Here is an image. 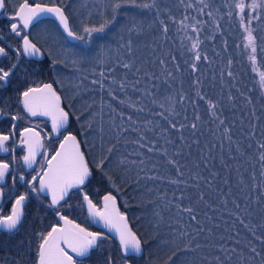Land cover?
<instances>
[{
	"label": "snow or ice",
	"instance_id": "obj_1",
	"mask_svg": "<svg viewBox=\"0 0 264 264\" xmlns=\"http://www.w3.org/2000/svg\"><path fill=\"white\" fill-rule=\"evenodd\" d=\"M10 3L11 0H0V14ZM178 3L184 10L179 21L172 15L166 0H98L94 13L80 14L78 23L70 16L71 6L64 0H51L50 3L15 0L11 14L5 16L7 32L18 40V44L16 47L0 46V92L7 90L14 76L23 74L27 79L29 75L38 73L40 69L33 66L43 64L46 58L50 61L49 71L62 65L69 68L72 75L87 65L95 63L103 66L98 73L93 69V76L98 75L90 81L95 86L93 89L81 91L83 82L88 80V76H83L71 96L65 97L64 81L71 77L58 73L52 82L32 83L17 91L16 103L19 107L14 113L0 107V117L7 116L12 121L8 132H0V153L11 152L12 163H15L16 148L23 147L25 154L20 159L36 173L30 180L23 174L19 175L18 180L29 191L15 196L7 214L0 210V236L14 239L20 235L25 223V209L33 194L41 204V197H50L46 207L58 218V222L46 232L34 234L38 243L32 264H85L94 254L102 255L99 264H137V258H143L145 247L150 244L149 235L153 249L150 264H202L207 257H201L199 253L209 245L199 242V237L205 232L199 208L204 205L216 211L209 203V197L213 195L220 198L225 209L231 197L233 206L227 213L232 218L231 225L225 229L232 230V234L227 237L221 235L220 243L211 245L220 253L213 257L215 264H264V125L259 124L260 117L253 110L251 114L257 123H253L245 134L247 143L235 139V122H228L222 101L214 100L204 91L207 77L201 72V65L207 67L213 64V60L202 50L201 33L207 31L206 39L215 41L217 35L223 34L220 21L225 16L229 21L235 17L241 30L236 48L242 49L240 54L246 55L252 71L259 75L264 101V71L257 69V58L264 54V44L258 45L256 35L257 28L264 26V0H231V3L222 6L227 9L223 13L221 7L214 6V0H178ZM145 12L153 13V24L158 23L162 40L168 38V22L176 25L177 32H183L181 47H186L189 54L184 64L191 92L184 88L185 69L179 62L180 58L170 51L155 60L137 63L140 58L136 55L132 37L144 33ZM44 17H54L68 40L78 41L82 47L69 50L61 45L57 54L52 47L45 45L49 39L56 41L59 33L45 30L43 44L32 38L30 29L43 23ZM152 26L148 25L149 28ZM260 30L264 32V27ZM109 34H112L111 40L118 44L117 51L123 50V56L116 60L115 66H109L104 58L109 47ZM259 39L264 41V36ZM3 40L4 32L0 30V41ZM184 40L190 45H184ZM224 50L227 51L226 40ZM152 51L156 52V48ZM213 52L216 56L220 55L215 49ZM145 64H151L153 68L158 65L159 73L146 69ZM232 64L233 60L229 58V69ZM30 68L33 70L30 71ZM117 69L123 70L119 78L115 75ZM129 73L135 77L134 80L129 79ZM219 75L223 81L224 71L221 70ZM227 76L235 79L231 70L227 71ZM142 81L150 82L149 86L142 88ZM117 89L123 98L116 94ZM90 91L99 92L98 104L95 97L91 102L85 98ZM130 92L147 97L151 107L139 98L133 99ZM104 93L110 98L108 102L104 100ZM78 100L83 101L79 108ZM227 100L235 107V97L231 92ZM111 101H117L119 109ZM245 101L249 105L253 103L248 97ZM105 108L109 110L110 121L107 132ZM142 114L149 118L144 119ZM35 117L47 118L50 131L38 130V125L17 131L18 122ZM117 117L119 124L116 123ZM209 125H214V128H209ZM205 128L214 139L218 136L216 142L201 144ZM89 137L93 141L98 140V143H90ZM46 141L54 142L56 147L49 150ZM128 145H132L134 150L129 151ZM225 145L228 146L227 160ZM216 148L220 150L218 157L213 155ZM38 156L43 157L39 170L33 167L38 163ZM241 158L252 169L246 180L240 167L235 168V187L248 190L247 195L242 197L243 204L233 196V168L228 163V160L238 162ZM217 160L225 173L223 176L216 168ZM133 172L134 177L131 175ZM97 175L106 183L108 190L99 202H94L87 188ZM9 176L15 187L17 176L12 172V164L0 160V198L4 196ZM142 181H151L152 184H142ZM217 181L227 186L228 190L219 187ZM160 184L168 187L161 188ZM72 195H79L82 198L79 207L86 206L93 221L102 223L108 233L115 235L118 240L116 254L104 249L111 236L90 231L66 214L73 207L69 203ZM136 197L140 198L145 213L150 211L153 217L149 235L139 229L134 230L128 213L121 211V199L127 208ZM203 215L207 217V213ZM256 216H259L258 223L254 222ZM237 226L248 234L243 239ZM213 227L219 228L220 225L214 224ZM162 228L168 229L164 236L161 235ZM212 234L213 230L208 229L205 239ZM225 240L232 241L236 246L229 247L223 243ZM24 243L23 240L20 242L18 251ZM240 245L243 246L238 247ZM12 264H21V260L14 259Z\"/></svg>",
	"mask_w": 264,
	"mask_h": 264
},
{
	"label": "trees",
	"instance_id": "obj_2",
	"mask_svg": "<svg viewBox=\"0 0 264 264\" xmlns=\"http://www.w3.org/2000/svg\"><path fill=\"white\" fill-rule=\"evenodd\" d=\"M44 3H50L51 0H43ZM59 2V0H57ZM65 4L70 5L71 7L69 8V14L70 16L73 17L74 21L76 23L79 22L80 14H83L84 16L87 15L88 11H95V8L98 4V0H64ZM150 2V0H149ZM168 7L171 8L172 10V15L175 16L176 20L179 21L182 18L183 15V7L179 6L178 0H166ZM246 2H250V0H246ZM15 3V0H11V3L9 6H13ZM231 3V0H214V6L215 7H221V12L223 13L227 9L223 8L222 6ZM84 5H88L87 8L84 7ZM123 11H129V12H137L138 10L136 9H124ZM144 27L145 31L144 33L139 36H133L132 39L134 40V45L136 47V55L140 58L137 63L140 64L144 60H155L158 57H161L162 55H166L169 51L176 55L178 58H180L179 62L181 66L185 69L184 71V79H185V85L184 88L186 91L191 92V90L188 88V71L187 67L184 64V60L188 59L189 54L187 53V48L181 47V38L183 36V32H177L176 31V25H173L171 22H168L169 24V34L168 38L166 40H162L160 38V33H159V25L158 23L153 24V20L155 19L153 13L150 12H145L144 14ZM191 15H195V13H191ZM163 18V17H162ZM219 19V16L217 17ZM205 19H207L205 17ZM167 22V21H166ZM221 27L223 30L222 35H217L215 41H209L206 39L207 31L205 33H201V39L203 40L202 44V50L206 52L209 57L213 60V64L210 66H205L201 65V72L206 75L207 79H205V86H204V91L207 92V94L212 97L214 100H221L222 103L224 104V114L228 118V122H235V126L233 128V134L234 138L237 140L244 141L246 144L247 141L244 139L245 134L247 133L248 130L251 129V125L253 123H257L255 117L252 116V111L255 110L256 116L260 117L259 124L264 125V101H262L261 97V87H260V77L257 74V72L252 71V65L248 61L246 55H241L242 49H237L236 44L240 42V35H241V30L239 28L238 21L235 19V17L229 21L228 18L225 16L223 20L220 21ZM49 24L54 27V34L59 33V36L57 38V43H58V51L57 54H59V49L61 45H64L69 50L72 49H80L82 47L81 43H70L67 41L66 37L62 34L61 30L59 29L58 25L52 21V20H47L44 22V27L45 29L49 27ZM149 24H152L153 26L151 28L148 27ZM254 26L255 22H254ZM264 27V26H260ZM260 27L257 28V43L258 45L264 44V41L260 40V36H264V32L260 30ZM192 34V33H189ZM111 35L109 34L108 38V44L109 47L106 50V55H105V60L109 63V66H115L116 60L123 56V50L117 51L118 44L114 41L111 40ZM194 35V34H192ZM127 39V37H125ZM227 41V51L224 50V41ZM184 45H190V42L187 40L183 41ZM156 48V52H153L152 49ZM213 49H215V52L220 53L219 56H216L213 52ZM259 51V49H258ZM231 58L233 60V64L231 66V69L228 68L227 65V60ZM258 65L257 69L258 71H264V54H261L258 56ZM103 67L102 65L99 64H91L85 66V68L80 71V72H75L74 75H72V71L69 68L63 67L62 65H57V72L61 73L62 75L66 77H71L70 79H65L64 85H63V95L65 97H70L75 85L80 84V81L83 76H88V80H85L83 82L81 91L83 92L85 89H93L95 86L91 85L90 81L93 78H98V75L96 77L93 76V69L96 70L98 73ZM144 67L146 69H150L152 71H156L159 73L160 68L157 65L155 68L152 67L151 64H145ZM221 70L224 71L225 75L223 77V81H221L220 78V72ZM231 70L234 73L235 79H230L227 76V71ZM123 74L122 69H117V72L115 75L117 78H119ZM213 76H215V80L213 81ZM57 78V75H55V79ZM204 78V76H202ZM129 79L134 80L135 77L131 76V73H129ZM150 82L142 81L141 87H147L149 86ZM178 87V83L176 84ZM59 87V86H57ZM229 92L235 97V107H233L229 101L227 100V96L229 95ZM221 93H223V96H221ZM241 93H243V96H241ZM118 96H121L123 98V95L119 92L117 89ZM104 95V100L106 102L109 101V97L107 96L106 93ZM130 95L133 97V99L139 98L143 104H148L149 107H151L148 98L140 96L139 93L135 92H130ZM95 97L97 104L99 103L100 100V94L98 91H90L87 92L85 98L91 102L92 98ZM245 97L250 98L253 103L251 105L247 104L245 101ZM67 102V100H66ZM83 103V101L77 102V108H79L80 104ZM111 103L116 106L119 109V105L117 101H111ZM204 105H201V109L203 111ZM105 116H104V125H105V130L107 132L108 130V125L110 123L109 117L107 113L109 110L105 108ZM127 111V110H125ZM112 116H116V113H112ZM144 116V119H147L146 115L142 114ZM189 117L191 118V109H189ZM116 123L119 124L120 120L117 117L116 118ZM209 128H214V125H209ZM257 137H259V127L257 128ZM205 135L201 137V144L205 143H213L218 140V136L214 139L212 133L208 130V128L204 129ZM110 135V133H109ZM132 137L130 136L129 139ZM89 142H97L93 141L92 137H89ZM227 145H225L224 153H225V159L227 160ZM128 150L133 151V146L128 145ZM219 148H216L213 150V155L214 156H219ZM228 163L232 165V172H231V182H232V193L233 196H235L237 199L240 200V202L243 204V196L247 195L248 190L247 189H241L238 187H235L236 183V178H237V173L235 172L236 167H240L241 172L244 173L245 179H248V176L252 169L250 166L244 161L243 158H241L238 162L237 161H232L228 160ZM189 167L191 168V164H189ZM216 168L218 170H221L222 176L225 175L222 169H220L219 162L217 160L216 163ZM206 174V173H205ZM133 177L135 176V172L131 174ZM257 175H258V165H257ZM251 181H249L250 183ZM143 183H148L149 185L152 184L151 181H147ZM217 185L219 187H224L225 191H227V186H224L220 184L219 181H217ZM159 187L165 188L168 187L165 184H160ZM108 190L106 183L97 175L95 176L91 183L89 184L87 191L89 192L90 196L93 198L94 202H99L102 195L105 194V192ZM254 195V194H253ZM229 203L227 208L225 209L221 203H220V198L217 195H213L209 197V203L216 208V211H213L211 208H207L204 205H200L199 210L201 211V216L200 220L201 223L205 227V232L201 234L199 237V242L201 244H207L209 247L203 248L199 255L201 257H207L206 260L202 261V264H215V261L213 257L215 255H219L220 253L216 251L215 248L211 247L213 243H220L219 237L221 235L224 236H229L232 234V230L230 231H225L226 228H229L231 225V217L227 215L229 211L232 210L233 206L231 204V197L228 198ZM78 199L74 198V195L71 196V199L69 201L70 204H73L76 206V208L82 209L79 207L78 204ZM146 203V201L144 202ZM120 206H121V211H126L129 216V221L132 224L134 230L139 229L141 232H143L145 235H149L152 232V229L150 228V224L153 221V217L151 215V212L148 211L145 213L143 207L141 206L140 203V198L136 197V200L134 203H131L130 207L125 208L123 206V200H120ZM41 216V219L34 220L32 218H27V221L24 223V227L21 229V233L19 236H17L14 239H9L7 241V244H5L4 241H2V248L5 250V248L11 246V254H12V260L14 259H19L21 260V264L24 263L23 261V256L27 254L25 249L27 248H33L36 243H32L29 241L28 237L29 234L27 233L29 230H33L34 233H39V232H46L49 230V225L50 219H53V212L49 211L46 206L41 208V211L36 212ZM84 213V210H83ZM203 213H207V217L203 215ZM167 215V214H165ZM208 217H211V219H208ZM227 221V223H226ZM254 222H259V216L255 217ZM41 223V225H40ZM214 224H219V228H214ZM239 228V226H237ZM212 229L213 234L211 237L208 239H205L207 236V230ZM239 230L242 233L241 239H243L244 236H247L248 234L244 231V229L239 228ZM168 232L167 228H162L161 229V235L164 236ZM36 238V237H35ZM150 239V244L145 247V251L143 253V258H137V264H150V258L153 249L151 248V236L149 235ZM25 241L23 246L19 249H17V246L20 244L21 241ZM35 240V239H34ZM37 241V238H36ZM223 243L228 245L229 247L236 246L232 241L225 240ZM116 245L118 243L114 240L111 239L109 241L108 247L112 250L115 251ZM243 245H240L238 247H242ZM104 245V249H105ZM117 250V249H116ZM0 256L3 258L7 259V254L5 253H0ZM101 260L94 261L92 258V262H99ZM7 262V261H4Z\"/></svg>",
	"mask_w": 264,
	"mask_h": 264
},
{
	"label": "flooded vegetation",
	"instance_id": "obj_3",
	"mask_svg": "<svg viewBox=\"0 0 264 264\" xmlns=\"http://www.w3.org/2000/svg\"><path fill=\"white\" fill-rule=\"evenodd\" d=\"M11 11H12V7L9 6L3 14H0V30H3V32H4V40L0 41V46L16 47L18 44V40L15 37L10 36L7 32L8 21L5 19V16L10 15ZM43 20L45 22L47 20H52V19H43ZM44 22L38 24L35 28L30 29L32 38H34L37 41H40L41 44L44 43V32H45V30L54 33V27L49 24V27L45 29ZM45 46L46 47H52L54 49V51H56V52L58 51L57 41H52L51 39H49L48 44ZM4 62L7 63L8 61H4ZM49 65H50V61L46 58L43 64H37V65L33 66V68H35V69H40V71L38 73H34L32 75H29L27 79H24L23 74H19L17 76H14L12 78L11 84L7 88V90L4 92H0V107H3L6 112L11 111L14 113L15 111H17V109L19 107L16 103V92L17 91L23 90L29 84H32V83L52 82L55 79V75L58 74L57 66H56L55 70L49 71ZM33 68H30V71H32ZM21 114L23 115V113H21ZM11 123H12V121H10V119L7 116L0 117V132H5V133L8 132ZM37 125L39 126L38 130L44 129L45 131H50V121H48L44 117H35V118H30L29 120H24V121L18 122L17 131H19L23 127H34ZM17 143H18V137H17ZM46 144H48L49 150L56 147V144L54 142L46 141ZM24 154H25V149L23 147H17L16 152H15L16 162L12 163V153L11 152L0 153V160H5V161L9 162L10 164H12V172H14L15 175L17 176V183H16L15 187H13V185H12V181H11L10 176L6 178V186H4V196H3V198H0V210H2L4 214H7L10 211L11 203L14 202V198L17 194H21V193H24L26 191H29L27 186L23 182H20L18 180L19 175L23 174L27 180H30L31 176L36 174L32 169L27 168V166H25L23 164V161L20 159V157ZM42 159H43L42 156L37 157L38 163L33 166L35 169L39 170V163L42 161ZM74 198L78 199V201H79L78 204L80 205L82 198L79 195H74ZM41 200L43 201L42 204L37 201L34 194L32 196H30V200L28 201L27 207L25 209V213H26L25 221H27V218H29V219L32 218L35 221L36 220L39 221V219H41V216L39 214H37L36 212L41 211L42 207L47 206V203L49 202L50 197L47 199L41 197ZM71 205L73 207L66 211V214L71 219L75 220L77 223H80L82 226L87 227L90 231H99V232H103V233L107 234L106 232L95 228L89 222V220L87 218L85 207L83 208V210H84V213H83L82 209L76 208V206H74L73 204H71ZM48 210L52 211L51 209H48ZM52 217H53V219L52 218L50 219L51 224L49 225V228L52 224H55L58 222V218L55 217L54 213H53ZM40 225H41V223H40ZM27 233L29 234V236H31V237H28L29 241H31L33 244L34 243L37 244L38 240L36 241V238H35L36 236L34 235L35 234L34 231L29 230ZM112 239H114V238H112ZM2 241H4L5 244H7V241H9V238L7 236H0V253H5L8 255L7 259L0 256V264H12V261H13L12 257L13 256L11 254L12 253L11 252V246L5 248V250H4L2 248ZM108 245H109V241L105 242V247H106L105 249L110 250L113 254H116L117 250L115 249V251H112L108 247ZM35 246L33 248L25 249L27 254H25L23 256L24 263H22V264H32V258L34 255ZM101 251H104V249H102ZM92 258L94 259V261H97V260H102L103 257L100 254H94L92 256ZM92 258H91V260L85 261V264H99V262H92ZM4 261H7V262H4Z\"/></svg>",
	"mask_w": 264,
	"mask_h": 264
},
{
	"label": "water",
	"instance_id": "obj_4",
	"mask_svg": "<svg viewBox=\"0 0 264 264\" xmlns=\"http://www.w3.org/2000/svg\"><path fill=\"white\" fill-rule=\"evenodd\" d=\"M43 19H52L53 21L56 22V24L58 25V22L55 20L54 17H44ZM59 27V26H58ZM61 30V29H60ZM62 32V30H61ZM63 34V32H62ZM65 37H66V34H63ZM67 41L70 42V43H79L78 41H70L68 40V38L66 37ZM45 118V117H44ZM47 119V118H46ZM85 210H86V214H87V218L89 220V222L97 229L101 230V231H104L106 232L109 236H111L112 238H115V235L113 233H108V230L106 228H104L103 224L102 223H99V222H96V221H93V219L88 215V212H87V207L85 206ZM118 242V240H116Z\"/></svg>",
	"mask_w": 264,
	"mask_h": 264
}]
</instances>
